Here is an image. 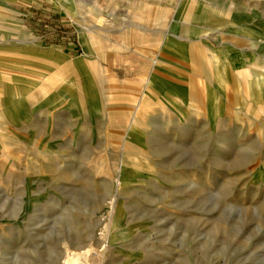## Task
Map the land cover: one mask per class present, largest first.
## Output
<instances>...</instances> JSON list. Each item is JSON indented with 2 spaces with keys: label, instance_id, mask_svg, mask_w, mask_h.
Returning <instances> with one entry per match:
<instances>
[{
  "label": "rangeland",
  "instance_id": "obj_1",
  "mask_svg": "<svg viewBox=\"0 0 264 264\" xmlns=\"http://www.w3.org/2000/svg\"><path fill=\"white\" fill-rule=\"evenodd\" d=\"M85 262L264 264V0H0V264Z\"/></svg>",
  "mask_w": 264,
  "mask_h": 264
},
{
  "label": "bare ground",
  "instance_id": "obj_2",
  "mask_svg": "<svg viewBox=\"0 0 264 264\" xmlns=\"http://www.w3.org/2000/svg\"><path fill=\"white\" fill-rule=\"evenodd\" d=\"M76 262H78V260H77V259H76ZM83 264H89V263L85 262V263H83Z\"/></svg>",
  "mask_w": 264,
  "mask_h": 264
}]
</instances>
